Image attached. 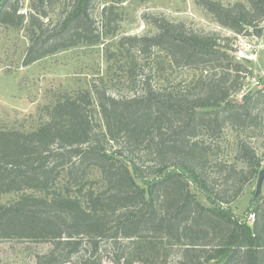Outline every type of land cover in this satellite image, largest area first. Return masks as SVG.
<instances>
[{"label": "trees", "instance_id": "obj_1", "mask_svg": "<svg viewBox=\"0 0 264 264\" xmlns=\"http://www.w3.org/2000/svg\"><path fill=\"white\" fill-rule=\"evenodd\" d=\"M11 1L0 0V26L18 28L24 16ZM93 1L74 0L59 30L46 35L47 0H31L26 64L111 35L114 2L124 0L102 7L100 28L89 13ZM247 3L224 7L204 0L203 6L233 33L260 36L264 0ZM150 23L154 35L119 40V51L130 56L128 96L93 85L92 91L58 99L34 131L0 130V240L51 243L35 264L73 259L74 264H101L104 247L119 249L123 242L116 264L122 257L125 264L165 262L167 246L182 247L178 264H264V197L252 208L251 225L239 223L203 208L182 176L188 174L214 202L228 201L210 191L206 167L216 166L226 180L236 181L235 195L247 178L257 176L263 161L251 148L239 149L247 171L228 168L223 161L211 162L210 147L200 136L206 132L216 138L225 126L257 127L264 89L230 101L250 70L229 55L227 39L166 19ZM182 69L191 72L188 79ZM140 152L154 156L157 171L134 162ZM120 158L141 178L159 174L147 195ZM169 167L176 169L168 172Z\"/></svg>", "mask_w": 264, "mask_h": 264}, {"label": "rangeland", "instance_id": "obj_2", "mask_svg": "<svg viewBox=\"0 0 264 264\" xmlns=\"http://www.w3.org/2000/svg\"><path fill=\"white\" fill-rule=\"evenodd\" d=\"M116 0H94L89 8L93 15L95 26L101 27L100 13L102 7ZM204 0H124L114 2L115 18H111L113 33L96 45L79 44L47 55L35 62L26 64L29 47L31 46L27 26L30 18L31 0H12L19 13L24 16L23 24L18 28L0 26V130L31 132L43 125L47 120L46 109L63 96L72 95L77 91H92L95 85L99 89L116 97L128 96L126 85L127 68L130 56L119 51V40L123 37L152 36L156 28L151 21L166 19L172 23H179L185 30H192L201 34H217L227 39L231 49L229 55L235 62L247 67L250 74L239 80L241 90L230 101H240L241 97L255 89H264V23L260 36L237 35L222 27L203 6ZM208 1V0H207ZM220 3L224 7L236 3L248 5L247 0H210ZM74 0H47L45 11L47 20L44 23L46 35H52L59 30L60 23L71 10ZM37 5V4H36ZM115 19V20H113ZM114 53L113 58H109ZM180 73L188 79L191 72L182 69ZM244 75V74H243ZM94 97V95L92 94ZM259 124L255 128L238 130L225 126L218 137L211 135L200 136L210 147L212 163L223 161L238 170H246L242 162L245 158L239 153L241 145H245L256 153V158L264 163V99L259 105ZM95 120L101 122L100 116L95 114ZM201 132L199 135H201ZM131 174L134 184L145 195L149 183L158 179L159 174H150L145 178L136 175L126 159L120 158ZM134 162L150 171H157L154 156L140 152L134 156ZM176 168H170L168 172ZM210 176L209 189L219 200L214 202L208 198L199 184L192 181L188 174L182 173L191 194L200 205L207 209L222 211L232 219L242 223L251 215L252 208L259 205L264 197V183L258 199L254 200L257 176L247 178L242 184L241 192H237L236 181L226 180L219 174L216 166L206 167ZM179 173V171H177ZM14 197L5 196L2 202ZM227 203V204H225ZM251 221L248 225H251ZM104 247L101 264H116L114 259L121 254V249ZM52 248L49 242H32L27 240H0V264H35L36 257L47 254ZM164 261L159 264H178L182 251L181 246H167ZM124 258L119 264H125ZM75 260L65 264H74ZM131 264H141L132 262ZM215 264V263H210ZM217 264V263H216Z\"/></svg>", "mask_w": 264, "mask_h": 264}, {"label": "water", "instance_id": "obj_3", "mask_svg": "<svg viewBox=\"0 0 264 264\" xmlns=\"http://www.w3.org/2000/svg\"><path fill=\"white\" fill-rule=\"evenodd\" d=\"M264 183V163L262 168L259 170L256 178V185H255V193H254V200L256 201L261 193L262 186Z\"/></svg>", "mask_w": 264, "mask_h": 264}, {"label": "built area", "instance_id": "obj_4", "mask_svg": "<svg viewBox=\"0 0 264 264\" xmlns=\"http://www.w3.org/2000/svg\"><path fill=\"white\" fill-rule=\"evenodd\" d=\"M253 220H254V215L251 214V215H249V216L247 217L246 222H249V221L252 222Z\"/></svg>", "mask_w": 264, "mask_h": 264}]
</instances>
